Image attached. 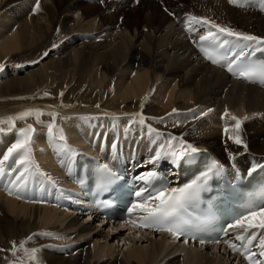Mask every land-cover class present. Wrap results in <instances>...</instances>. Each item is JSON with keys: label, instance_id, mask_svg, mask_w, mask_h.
I'll return each instance as SVG.
<instances>
[{"label": "bare ground", "instance_id": "6f19581e", "mask_svg": "<svg viewBox=\"0 0 264 264\" xmlns=\"http://www.w3.org/2000/svg\"><path fill=\"white\" fill-rule=\"evenodd\" d=\"M81 1L84 3V0H39L40 10L36 11L37 0H0V64L3 65V68L10 65L9 72L0 71V105L5 103L4 108L7 107V109L13 106L10 107V110L2 111L5 112V115L14 114L10 117H16L23 112H17L20 107L16 105H22V107H29L30 109H40L43 112L44 110L47 112L55 110L59 112L58 119L57 116L55 117L54 112L53 114L60 125L66 121V115L72 112L88 111L90 113L94 111L96 104L93 102L97 101L99 103L98 109L115 110L114 115L127 113V110H133L132 113H135L138 109L137 114L140 108L144 109L145 111L142 114L144 121L156 129L157 124L155 125L154 120L150 119L163 118L167 113L175 123L169 127H160L161 130H164L166 134L178 136L179 140L186 141L187 143L184 145H191L193 148L196 146L202 149L207 148L204 151H207L209 155H213L216 159L218 157L215 155V153L217 154L215 149L220 141L217 140L219 137H232L237 134L239 136L243 134L245 139H247V136H249L247 129H241L248 124L259 128L254 131L264 132V87L246 84L238 78L231 77L223 68L208 64L198 54L193 43L209 30V26L205 25L199 29L195 23H192L191 27L197 29L196 31L198 32L189 30L190 18L199 17V15L191 11H182V7L185 8V6H182L175 10L178 12L177 15L170 16L169 9L166 6L167 0H107L108 4L106 0H101L103 2H101L100 6L102 8L101 12L86 13ZM211 2L214 6L213 12L203 15L204 10L203 13L201 12V18H206L208 21L219 24L222 27L231 28L237 32L264 38V16L259 17L258 22H255L252 18L248 19V15L239 11L237 5L228 0L227 5H225V2L222 7V2L220 1L206 0V4ZM195 6L197 7V5ZM123 7L127 8V13L121 12ZM136 13L139 15L137 19L128 20L129 14ZM257 24L259 28L255 29ZM107 25L118 26L129 31L125 35V46L121 41L114 45L111 44L112 47H108V44H104L105 41L101 40L93 41L90 44L84 42L83 48L78 52L77 61L72 62L67 58L68 47L66 48V43L64 44L62 40L68 38L79 40V36L85 35L92 37L94 34L103 31ZM143 27L147 28L146 32L142 30ZM163 30H166L162 36L163 40L161 43H157L158 37H156V34L162 33ZM222 38L235 39L234 37ZM232 46L234 48L233 51L238 49L239 52L241 51L234 44ZM258 47L264 46H254L256 49ZM248 49L253 50V48H245L243 51ZM47 51L51 52L54 58L58 55L57 62L53 65H43L42 68L40 67V71H31L24 77L18 75L23 69L25 59L40 53L34 62L42 61L47 56L45 55ZM45 93H48V95H45ZM174 109L175 111H173ZM14 110L16 111L14 112ZM226 112L228 113L227 116L225 115ZM1 113L0 115H2ZM48 113L50 115L52 112ZM125 113L124 115H126ZM45 114L42 115L45 117ZM136 114L135 116H137ZM43 116L41 117L42 119L44 118ZM233 116L242 121L239 130L236 129V121L231 118ZM71 117L73 118V116ZM33 118L27 117L23 121L16 120L14 128H10L8 123L0 122V128L5 130V139L8 142L5 147L11 146V142L19 138L17 129L24 122L34 126L40 133L48 131L47 123L37 122L36 118ZM40 121L42 120L40 119ZM78 124L80 125L78 122H71V127L67 128L68 138L73 142L82 139L88 141L90 138L92 140L96 134L82 133L80 128L77 127ZM28 125L24 126L28 127ZM25 127L23 128L25 129ZM80 127L82 128L83 125H80ZM225 128L228 129L227 132H225ZM152 135L157 136V133L153 132ZM38 137L40 136L38 135ZM109 137L103 138L102 136L97 138L96 145H101L102 143V152L95 153L89 147L88 153L109 161L112 158H106L103 151H110L111 154L113 153L112 156H114V151H120L121 159H124V154L128 155L126 153L132 151L130 147L125 149L118 144L114 145ZM162 138V134L157 137L158 140ZM36 139L41 140L39 138ZM244 141L249 143L248 140ZM105 142L108 143L106 144ZM64 145L68 148L60 153L61 151L56 146L50 147L49 145L44 147V144V150L39 154L45 160L43 164H40V167L49 171L53 176H59L61 179L66 176L70 187H68L69 190H65L59 183L58 185L56 183L57 187L48 186V184L39 185L42 191L36 192L40 196L46 194V196H42L45 201L50 200L47 195H50L49 197L51 198L56 195L50 193L55 194L57 191L58 196L62 195L60 192L67 194V196H73L76 193L77 198L78 192L81 194L72 177L77 167L74 161H76L77 155L80 153L78 149H82V145L79 148H76L77 146L73 147L72 144V147H70L69 143ZM32 146L33 144L31 148ZM5 147L0 145V154L2 156L6 153ZM262 147H264V144ZM141 153L142 151L140 150L139 154ZM57 154H61L59 159H55ZM69 155H72L71 161ZM263 155L264 152L260 155L258 154V159L254 160V162H263ZM191 156L192 159H195V153H192ZM32 159L34 162L37 161L33 153ZM163 160L167 161L169 157L165 156ZM149 163L150 160L147 159L144 164ZM251 163L247 162L243 167H240L235 163L226 164L220 161V164L233 177L238 168L243 170L250 169ZM35 164L37 165L36 162ZM176 164L178 162L174 163V165ZM38 169H40L39 165ZM174 169V167L172 170L170 169L172 174L175 173ZM68 176H70L69 179ZM44 186L47 188L42 189ZM14 187L12 188L13 190L15 189ZM23 189L26 190L25 188ZM26 199L23 197L24 201ZM82 199L83 197H80L79 200L82 201ZM9 201L11 205L10 211L12 213L16 211L17 215L26 214L29 211L32 215L37 212V208L28 206L30 204L28 202L29 199L26 201L27 204L24 205H18L13 198H9ZM43 203L48 205L43 206L44 209L40 213L43 215L42 218L45 222L56 220L58 215L52 211L49 205L56 207L58 204H50L47 201ZM65 213L71 217L70 213L75 214V212L70 210H66ZM86 213L89 215L88 220L90 221H92L93 215L94 218L100 216L92 210ZM60 217L58 216V218ZM74 219L76 218H72L70 226L81 225L79 228L81 232L78 231L83 235L88 231H94L93 229L97 226H92L89 221L84 222L86 224L82 226L79 221ZM255 219L256 222H259L260 217L257 216ZM105 221L106 219L102 223L104 224ZM109 223L111 229L126 228L125 226H127L126 223L121 221ZM133 224L136 227L135 222ZM35 225L30 220L13 221L11 214L0 206V232L1 238L5 237V241L11 236H22L23 239L26 236L27 243L42 245L47 241V235H49L51 229L37 234L38 230L35 229ZM137 227L136 229H130L131 233L133 230L136 233L131 235V241L134 245L129 248V255L136 260L172 264L178 259V263L181 264L183 259L180 257L169 259L167 262L162 261L169 253L168 251L161 257L162 253L168 248L167 246L175 244V248H172V251L183 250L187 264H223L233 261L237 262V264H243L242 259L234 254L229 245L224 243L200 244L198 242L181 241L167 231L156 233L155 229H149L145 232L142 228ZM255 231L253 230V232ZM157 235L159 237H155ZM142 243L146 245L144 244L145 246H143ZM101 245L103 249H100L103 254H99V257H103L105 254V244ZM73 261H79L80 264L87 262V259L86 256L82 258L76 256Z\"/></svg>", "mask_w": 264, "mask_h": 264}, {"label": "rangeland", "instance_id": "374dc122", "mask_svg": "<svg viewBox=\"0 0 264 264\" xmlns=\"http://www.w3.org/2000/svg\"><path fill=\"white\" fill-rule=\"evenodd\" d=\"M167 1H168V3L166 6L169 9L168 12H169L170 16H174V14L177 15L178 12L175 10H177L178 7H182V6H185V8L182 7V9H183L182 11H186V12L191 11L193 13H196V15H199V17H200V15H202L204 10H205V12L203 13V15L204 14H211L213 12V9H214L213 3L211 2V3L206 4V0L205 1L204 0H167ZM217 1L222 2L221 7H222V5L225 4V2H226L225 5H227V0H222V1L217 0ZM228 1L230 2V0H228ZM101 2H102L101 0H92V1L91 0H84V3L82 2L83 3L82 7L84 8L86 13H88V12H95L96 13L99 11L101 12L102 8H100V6L103 3V2L102 3ZM97 3L99 6L97 5ZM106 3H107V0H106ZM88 5H90V6H88ZM195 5H197V7ZM236 5L239 8L238 9L239 11L245 13V15H248L247 16L248 19H251V18L254 19L255 22H258L259 17L264 16V7H263L264 6V0H237ZM196 8H198V9H196ZM126 10H127V8L123 7L121 12L127 13ZM138 16H139L138 13L129 14L127 18H129L128 20H134L135 18L137 19ZM197 26L199 29L202 27L200 24H197ZM255 27H256L255 29H258L259 28L258 24ZM146 29L147 28H144V27L142 28V30L144 32H146ZM165 32H166V30H163L162 33L156 34V37H158L157 43L162 42V40H163L162 36L165 34ZM128 33H129V31L126 30L125 28L122 29V28H119L118 26L107 25L105 27V29H103V31L94 34L92 36L93 38L90 37L89 35H85V36H79V38H80L79 40L76 38L75 39H69L68 38V39L62 40V42H64V44L66 43L65 44L66 48L68 47L67 48V55H68L67 58L70 61L74 62V61H77L78 52L83 48L84 42H86L87 44H90L93 41L101 40V41H105L104 44H108V47H112L111 44L114 45L117 42L121 41L125 46V35ZM82 37H84V38L82 39ZM113 42H115V43H113ZM172 50H174V49H172ZM46 53H47V56L45 58H43L42 61H35L34 62L35 58L38 57L40 55V53H38V54L28 58V59H25L23 62V69L21 70V73H19L18 75L20 77H24V76L28 75L31 71H37V72L40 71V69L42 68L43 65H47V64L53 65L55 62H57L56 60L58 59L57 58L58 55H56V57L54 58L51 55V52L47 51ZM3 71L9 72L10 71V65L6 66V67L4 66ZM93 103L96 104V106H95L96 108H94L93 109L94 111H92L93 113L92 112L89 113L88 111L72 112L71 114L66 115L67 116L66 121H64L63 124H60L62 126H60L57 123L58 114H59L58 111H55V110L48 111V112H52V113H50V115H48L49 113L47 111H45V110H44V112L42 111L43 114H45V112H46V114H45L46 116L44 117L43 115H41L40 119L42 120L43 123L44 122H45V124L47 123L46 126L50 123H53V121H54L55 127L52 130L53 131L52 137H50L48 135V131H45L44 133H42V132L40 133V131L35 129V127L30 124L35 129V132L32 134V141L33 140L34 141L31 142L30 148H31V145L33 144L31 150H32V153L35 155L36 160L39 162L38 163L37 161H35L37 163V165H39L40 169H38V170L34 169L33 170V172H32L33 175L31 174V176L28 177L27 184L24 187L26 190L23 189V190L19 191V193L18 192L16 193L15 189L14 190L12 189L14 186L12 181L14 180V177L17 173H12L10 176H5V178L2 181H0V206L3 207L4 210H6L9 214H11V217L13 218V221H15V222H20L22 220H26V221L30 220L31 222L35 223L36 224L35 229L38 230L37 234L39 232L42 233L44 231H47L48 229L49 230L51 229L50 230L51 232H49V235H47V241L45 243H43L42 245H39V246L35 243H27L28 240H26V236L24 237V239L22 236H18V237L16 236L17 238L15 236H11L9 239H7L5 241V237L1 238V232H0V251H1L0 252V264H79V261H77V262L73 261L76 256H80V258L86 256L87 262L85 261V262H82L80 264H94V263L95 264H149L150 263L147 260H144V261L136 260L135 258H133L132 256L129 255V253H130L129 248H132L133 247L132 245H134V243L131 241V235L133 233H136L135 230H133L131 233L130 229H136V227H137L136 224H135L136 227L134 226V224H133V222H131V220L128 222H123V223L127 224V226H125L126 228L111 229V225L109 222H112V221L107 220L106 218L102 217V215L95 217V218L93 215L92 221H90V220H88L89 215L86 213L89 211H87L85 208L76 209V208H73L70 206L58 204L56 207L51 206V205H49V206L52 209V211L56 212L57 215L59 217L60 216L61 217L58 218V216L55 215L57 217V219H56L57 221L54 220L52 222L51 221L45 222V220L42 218L43 215L40 213L44 209L43 206H48V205L43 203L46 201L42 196H46V194L41 195L43 202L40 201L38 196H36V195H34V197L31 198V197H27L24 194V192H27L29 190L31 183L33 184L35 181L40 182V184H48V186L52 185L53 187L56 186V183H57V185L59 183V185H61L62 188H65V190H69V188H70L68 186L69 182L67 181L66 176H63V178L61 179L59 176H53L49 171L44 170L40 167V164L41 163L43 164L45 162V160L42 159L41 156H39V154H40V152H42L44 150V147L49 146V145H50V147L56 146L61 151L60 153H62L64 150H66L68 148L66 145H64V144L68 145V143H69L70 147H72V146L76 147L77 146L76 148H79L82 145L81 146L82 149H78L79 152L85 151L86 153H88L89 147H90V149L92 148V150L95 151V153H98V152H102L103 145H102V143H101V145H99V144L96 145L97 138L102 137V136H103V138H105L106 136L109 137V135H111V137H109V139H112V143L114 145L118 144L120 147H123L125 149L130 147L132 151H139L140 152V150H141L142 153L144 152V153H147L148 155L154 154L157 152L158 145L155 143V140L153 138H155L157 140V142H160L161 140H163V138L161 140L160 139L158 140L157 136L152 135V133H151V135H152L151 139L149 138V133L145 132V131H148L147 127L150 124L148 122L146 123L145 121H144L145 125L139 123L138 120L141 118V116L140 115L135 116L138 109L135 113H132L133 110L132 111L127 110L128 111L127 113L124 112L126 115H124V113L123 114L119 113L117 115H114V112H116L115 110H108V111L107 110H100V109H98L99 103H97V101H94ZM16 106L21 108V109L18 108L19 111H17V112L26 111V110L30 109L29 107H24V106L22 107V105H16ZM4 107H5V103H2L0 105V113L4 110H10L11 109L10 107H13V106L8 107V109H7V107L6 108H4ZM1 108H2V110H1ZM15 111L16 110H14V112ZM144 111H145L144 109L140 108V110L137 114L142 115L144 113ZM53 112L55 114V117L57 116V119L54 117ZM1 114H2V115H0L1 121L8 119L10 116L14 115V114L13 115L12 114L11 115H5V112H2ZM93 114H95V115H93ZM52 115L54 118L52 117ZM107 115H109V116H107ZM42 116L44 117L43 119L41 118ZM71 116H73V118ZM6 117H8V118H6ZM33 117L34 116H32V117L29 116L28 118H33ZM49 118H50V120H49ZM33 119H35V118H33ZM117 119H118V121H117ZM103 120L105 123L103 122ZM150 120H154L153 122L155 123V125L157 124L156 129H155L157 131H155V132L162 134V136L165 138L166 145L170 141L171 144L175 148L180 147V144H179L180 140L179 139H177V140L171 139L172 137H175L176 135L175 136L169 135V134H166V132L164 130H161V128H165V126L169 127V126H171V124L175 123V121L171 118V116L169 114L166 113V115L163 118H151ZM71 122H73V123L78 122V123H80V125H83V127H82L83 129L80 127L79 124L77 126L80 128L82 133H85V134H88V133L92 134L93 133V135L96 134L95 136H93L94 139L92 138V140H91V138H90V140H88V141L82 139V140H77V142H73L72 140H70L68 138L67 128L71 127ZM113 122H114V124H113ZM117 122H119V123H117ZM156 122H158V123H156ZM23 124L28 125L29 123L24 122V123L20 124L18 126L20 128L17 129V132H19V129L25 127ZM26 127H25V129H26ZM145 128H146V130L143 131V129H145ZM0 129H2V128H0ZM152 129H154V128L152 127ZM246 129H247V133L249 135V136H247L248 138L245 139L243 134L240 135V138L243 140L244 144H247V149L244 148L243 144L238 145V144L234 143L230 137L221 136L217 139L220 141L217 143L218 146L215 149L217 151V154L215 152L214 153L218 157L219 162L221 161V162L226 163V164L235 163L240 167H243V165L247 162H252L251 166L253 165V163H255L254 160L258 159V154L260 155L262 152H264V147H262V145L264 144V132L263 131L262 132L254 131L255 129H259V128H256L255 126H252L250 124L245 125V128L243 127L241 130H246ZM2 130L3 131H0V145L5 147V145H7L8 142L5 139V135H6L5 130L4 129H2ZM61 130H62V134L66 136L65 141L60 140ZM97 130H98V132H97ZM117 130L120 131V137L118 139H116L117 138V134H116ZM134 131H136V133L138 134V137L140 139L139 145L137 146V148L134 147V143L137 140V137L133 134ZM162 131H164V132H162ZM38 135L40 137H38ZM255 135H257V137H255ZM176 137H178V136H176ZM36 138H39L41 140H38ZM244 140H248L249 143L248 142L245 143ZM37 141H39V142H37ZM43 141H44V143H43ZM14 142L15 141H12L11 144H13ZM64 142H66V143H64ZM184 142H185L184 144L187 143L186 141H184ZM105 143L107 144L108 142H105ZM44 144H45V146L43 147ZM71 144H72V146H71ZM106 144H104V145H106ZM186 146L187 145H185V147ZM8 147H10V146H8ZM8 147H5V148L7 149ZM197 147L198 146H196L195 148H197ZM6 149H5V151H7ZM206 149L207 148L202 149L201 147L197 148V150H206ZM96 150H97V152H96ZM166 150H167V146H166ZM103 152L105 153L106 158H110V155H111L110 151H108V152L103 151ZM126 154H128V153H126ZM229 154H232L233 156H235V160L231 159ZM60 156H61V154L55 155V159H59ZM2 157L3 156L0 154V159H2ZM172 164L174 165L173 160H172ZM69 178H70V176H68V179ZM62 180H65V181H62ZM39 185L35 187V188H37L34 191L35 193L42 191L40 189L41 187ZM45 188H47V187L46 186L42 187V189H45ZM66 188H68V189H66ZM10 190H12V191H10ZM53 190H56V189H53ZM57 192L53 195L58 196ZM60 193H63V192H60ZM21 196H22V198H20ZM39 196H40V194H39ZM47 196L49 199H51L49 197L50 195H47ZM68 196H70V195H68ZM23 197H25V199L27 198L26 201L29 199L28 202L30 204L28 206H30V208L31 207L37 208L36 214L31 215L30 211H29L26 214L21 213V214L17 215L16 211H15V213H12L10 211L9 208L11 207V205L9 204L10 203L9 198H13L18 205L19 204L24 205L27 203H26V201L23 200ZM70 197H76L77 198V195L75 193L73 196H70ZM50 204H52V203H50ZM66 210H70L72 212H75V214L70 213L72 215V217L69 214H68L69 215L68 216L65 213ZM63 217L66 219H64ZM72 218H76L74 220L79 221V224L81 223L82 226L86 224V223L84 224V222H86V221H89L92 226H94V225H97V226L95 227V229H93L94 231H92V232L88 231L87 233H84V235H83L82 233H80L81 231L79 230L81 225L74 226V227L70 226ZM104 219H106V221L103 224L102 222ZM113 228H117V227H113ZM143 230H145V232H147L149 229H143ZM155 232L158 233V231H155ZM155 237H159V235H157ZM101 244H103V245L105 244V247H104L105 254L103 255V257H99V254L100 255L103 254V253H101V249H103L101 247L102 246ZM144 244L145 243H142L143 246L146 245V244L145 245ZM79 245H81V246H79ZM87 247H88V249H87ZM167 247L168 248H166L164 253H162L161 257L165 253H167L168 251H169V253L167 256H165V258H163L162 261L167 262V260H169V259H175L176 257H180L183 259L181 264H187V262L184 258V251L183 250H179L178 252L175 250L172 251V248L173 249L175 248V244H172V245L169 244V246H167ZM33 249L36 250L35 253H32ZM88 254H89V256H88ZM33 255L35 257L34 259L32 258ZM234 263L235 262L233 261V262H229V263L225 262L223 264H234ZM150 264H161V263L160 262H154V263H150ZM172 264H180V263H178V259H177ZM235 264H237V262Z\"/></svg>", "mask_w": 264, "mask_h": 264}, {"label": "snow or ice", "instance_id": "6c2138e0", "mask_svg": "<svg viewBox=\"0 0 264 264\" xmlns=\"http://www.w3.org/2000/svg\"><path fill=\"white\" fill-rule=\"evenodd\" d=\"M231 3L236 4L237 0H230ZM35 10H40L39 0L35 5ZM200 24L201 26H209V30L199 37V43L202 49L205 51L208 59H210L215 64H222V61H227L226 66L227 70L233 75H236L240 78H243L248 81L255 82L259 80L261 83H264V65L254 66L251 64H244L242 61L237 63L236 61L228 60L227 56L216 57L212 53L208 52L204 48V42H210L217 45L220 48H223L225 45L234 44L237 48H240L241 51L234 53V55L239 60L240 57L245 55L243 49L253 48L254 46H264V38L246 34L243 32H237L231 28L222 27L219 24L208 21L206 18L201 17H191L189 21V30L196 31L197 29L192 28L191 24ZM215 29V31H213ZM222 37H234V40H229ZM195 43V41H194ZM47 55V53H45ZM235 65V67H234ZM0 71H3V65L0 64ZM48 95V93H45ZM63 95V93H61ZM175 111V109L173 110ZM43 114L40 109H28L21 112L16 117H9L6 121H0L3 123H8L10 128L15 127L16 120H25L29 116H35L37 122L40 121V116ZM139 120L140 124H144V117L141 114ZM227 116L228 113L226 112ZM236 121V129L239 130L242 121L233 116L231 117ZM247 119V117H245ZM55 127L54 123L47 125L48 135L52 137L53 128ZM0 131H3L0 129ZM149 133H153L156 130L152 129L151 126H148ZM228 129L225 128V132ZM35 132V129L29 125L28 128L19 129V138L7 148L6 153L3 154L2 159H0V181H2L5 176H10L12 173H17L14 177L12 183L15 186V191H21L27 184L28 177L32 174L33 169L38 170V165L35 164L32 159V150L30 144L32 142V134ZM157 133V137H159ZM234 143L240 145L243 144L244 148L247 149V144H244L243 140L237 134L230 137ZM172 140H177V137H172ZM60 140L65 141L66 137L62 134L60 135ZM180 147L175 148L169 141L166 146L161 145L160 151H157L155 157L153 158V163L161 159L163 156H170L173 159V163H177L182 157L190 153H195L197 149L193 148L191 145L185 147L184 141L181 139L179 141ZM230 158L235 160V156L229 154ZM223 169V165L219 161L212 160L211 165L209 166L208 172H205L200 178L193 181L191 184H188L182 188H161L156 190L154 193H149L147 196H143L145 190L137 191L135 195L137 197H142L143 199L137 203H134L129 212L133 210H139L144 213L140 219L143 223L139 226L142 227H153L156 231H167L173 236L179 238V236L185 234L186 226L189 224V221L184 218V211L186 206L196 200L199 197L201 190L203 189L204 183L209 178V172L216 170L217 172ZM105 172H110L107 165H104L102 168ZM258 170L264 172V164L253 163L252 167L248 171V176L252 177L253 173H257ZM154 173H148L140 177L141 180L148 181ZM18 182V183H17ZM240 211L233 217V222L228 224L229 229L239 228L242 230L243 234L237 236L239 241H247L248 245H251L254 240L257 239V235L252 233V229L264 230V177L258 182L257 187L254 191H251L247 194L246 201L240 205ZM259 216V222H256V217ZM219 242V241H216ZM200 243L204 244L206 241L200 239ZM259 246L261 248L260 255L264 256V238L259 240ZM234 251H243L247 254L246 258L250 261V264H264L259 260L254 259L255 254L250 253L247 247H237L234 243H229ZM35 249L32 250V253H35ZM34 259V255L32 256Z\"/></svg>", "mask_w": 264, "mask_h": 264}]
</instances>
